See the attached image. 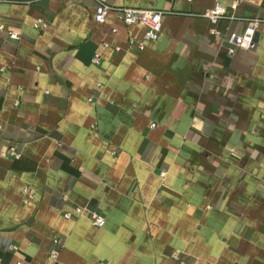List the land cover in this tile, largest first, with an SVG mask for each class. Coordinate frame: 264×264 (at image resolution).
<instances>
[{
    "label": "crops",
    "instance_id": "1",
    "mask_svg": "<svg viewBox=\"0 0 264 264\" xmlns=\"http://www.w3.org/2000/svg\"><path fill=\"white\" fill-rule=\"evenodd\" d=\"M0 69V264H264V0H0Z\"/></svg>",
    "mask_w": 264,
    "mask_h": 264
},
{
    "label": "built area",
    "instance_id": "2",
    "mask_svg": "<svg viewBox=\"0 0 264 264\" xmlns=\"http://www.w3.org/2000/svg\"><path fill=\"white\" fill-rule=\"evenodd\" d=\"M237 5V1L231 4L232 8H235ZM115 11L119 17L121 18L122 22L125 25L137 24L140 26L145 27V31L141 37L135 41L136 47L139 50H142L149 41H155L158 37V34L161 30V17L162 11L156 9H149V8H141V7H133V6H114L108 3L98 1L95 7L94 18L98 22H103L106 19L107 14L109 11ZM203 15L209 19L210 22H216L217 20L227 17L225 7L215 4L210 9H207ZM260 24V19L257 17L247 19V24L245 29L242 33L237 32H229L226 35V45H227V52L232 53L235 48H249L252 44V37ZM39 25L44 26L45 22L41 19H38L35 23V26L38 27ZM10 36L16 38L15 33H10ZM93 62L98 63L99 57L95 56ZM2 69V68H1ZM0 69V70H1ZM154 124H151L153 127ZM9 156L13 158H17L19 153L15 150L14 147L9 148ZM28 191V189H25ZM76 212L79 215L84 213V209L81 207H76ZM64 217H70V213H64ZM91 224L95 227H101L104 225L105 219L103 216L92 213L90 215ZM53 258L55 256L54 252L51 255Z\"/></svg>",
    "mask_w": 264,
    "mask_h": 264
}]
</instances>
